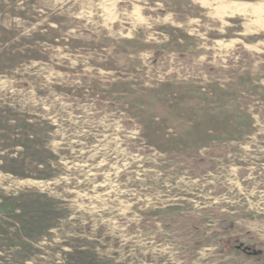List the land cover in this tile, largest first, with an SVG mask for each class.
Segmentation results:
<instances>
[{
    "label": "rangeland",
    "instance_id": "374dc122",
    "mask_svg": "<svg viewBox=\"0 0 264 264\" xmlns=\"http://www.w3.org/2000/svg\"><path fill=\"white\" fill-rule=\"evenodd\" d=\"M0 264H264V0H0Z\"/></svg>",
    "mask_w": 264,
    "mask_h": 264
}]
</instances>
